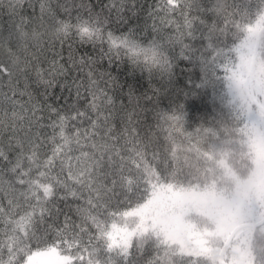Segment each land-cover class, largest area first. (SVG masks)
Returning a JSON list of instances; mask_svg holds the SVG:
<instances>
[{
  "label": "snow or ice",
  "instance_id": "6c2138e0",
  "mask_svg": "<svg viewBox=\"0 0 264 264\" xmlns=\"http://www.w3.org/2000/svg\"><path fill=\"white\" fill-rule=\"evenodd\" d=\"M138 9L0 0V264H198L194 238L151 233L142 205L193 161L264 140V110L256 124L244 94L264 92L246 63L264 0H159L151 30ZM209 97L211 119L195 116ZM254 186H242L241 207L264 199ZM245 257L264 264V246Z\"/></svg>",
  "mask_w": 264,
  "mask_h": 264
},
{
  "label": "trees",
  "instance_id": "16d2710c",
  "mask_svg": "<svg viewBox=\"0 0 264 264\" xmlns=\"http://www.w3.org/2000/svg\"><path fill=\"white\" fill-rule=\"evenodd\" d=\"M104 3H111V0H104ZM138 3L143 5L142 10L138 9L141 18L140 22L147 21L148 29L151 30L154 18L149 17V11L155 9L159 0H138ZM172 20L176 23H182L178 16L172 17ZM156 24L161 27L158 19ZM165 27L170 30L169 34L175 31L172 25ZM177 52H179V48H177ZM251 59L246 61L249 66L250 78L253 80L256 78L264 80V37H260L253 76L250 72ZM180 69L185 72L189 71L186 62L180 65ZM121 71H124V69L121 68ZM136 75L139 76L140 73L137 72ZM181 78L184 79L185 77ZM142 83H145V87H147L146 77ZM250 91L254 90L245 89L246 106L254 114V122L259 124L258 115L264 110V92L256 94V99L253 100L251 95L248 94ZM209 92H211V89H209ZM191 111L197 117L207 115L211 119V98L194 101ZM246 123L247 131L251 136L253 135L252 131H255L253 122ZM161 139H163V134ZM262 142L264 144V140ZM249 151H251V155H249ZM193 164L194 167L192 169L185 168L184 174L180 179L170 181V183L175 185L174 188L162 183L160 187L150 191L145 198V203L142 205V210H145L155 203L159 197H164L165 194L170 196L185 195L182 196L185 205L182 204L178 207H187L184 208V213L182 212L181 215L182 219L189 224L188 229L181 233L182 235L175 234L170 232L169 226L165 228L162 224L149 221L147 225L150 232L161 236L168 235L174 241L178 240L185 243L194 238L196 246L194 248H192L191 244L188 246L199 257L198 264H249L248 259L245 257V250L249 247L259 249L264 246V199H257L255 195L242 198V207L238 200V193L242 186L249 184L250 181H255V174L260 169L254 146L252 145L250 150L247 144L240 145L238 143L233 146V154L229 158L217 155L202 165H195V161H193ZM262 188L263 185H257L255 181L252 191L253 193L257 189L262 191ZM191 192L201 194V197L206 198L207 201L202 205L200 201H196L194 196L187 197L186 195ZM159 208H161L160 213L167 214L169 217L179 211L175 210L177 208L176 203L171 204L170 201H166ZM217 208L220 209L218 210ZM215 209L218 212H214L213 210ZM231 211H236L235 214L232 213L231 215L235 218L233 228L239 224L244 225L235 232L225 246L229 234L233 230L230 226H226L229 223V213ZM143 216L145 217V214ZM188 217L190 220L191 217H194L197 224L195 225L187 220ZM252 224H255L254 230L250 226ZM188 232L191 233L189 234ZM223 248L224 251L221 256ZM38 264H46V259L38 258Z\"/></svg>",
  "mask_w": 264,
  "mask_h": 264
},
{
  "label": "rangeland",
  "instance_id": "374dc122",
  "mask_svg": "<svg viewBox=\"0 0 264 264\" xmlns=\"http://www.w3.org/2000/svg\"><path fill=\"white\" fill-rule=\"evenodd\" d=\"M253 133L254 131H252V134ZM253 146H254L256 156L258 159V163L260 166V169L255 174L254 179L257 185H263L262 191H264V144L262 140H259L256 143H254ZM191 195L195 197L196 201H200L202 205L207 201L206 198L201 197L202 195L196 192H191L186 196L190 197ZM182 196H185V195H182ZM182 196L179 194L175 196H170L169 194H165L164 197H159V199L155 203L147 207L145 210L144 209L142 210L143 214H145V217L143 216L144 222L148 224L149 221H152L153 223L162 224L165 228L169 226L170 232L175 233V234H181L185 232L188 229L189 224L185 220L182 219L181 214L182 212L184 213V208H187V207H182V208L178 207L179 205L181 206L182 204L185 205V202ZM166 201H170L171 204L176 203L177 205V208L175 210H179V211L175 212L173 216L169 217L167 214L160 213L161 208L159 207L163 205ZM217 209L219 210L220 208H217ZM217 209L213 211L218 212ZM232 213L235 214L236 211H231L229 213L230 220H229V223L226 225V226H230L231 228H233L235 224V218L231 216ZM187 220H189L195 225L197 224L196 219L194 217H191V220L188 217ZM188 233L190 234L191 232H188Z\"/></svg>",
  "mask_w": 264,
  "mask_h": 264
},
{
  "label": "water",
  "instance_id": "95a60500",
  "mask_svg": "<svg viewBox=\"0 0 264 264\" xmlns=\"http://www.w3.org/2000/svg\"><path fill=\"white\" fill-rule=\"evenodd\" d=\"M259 42H260V38H259ZM259 42H258V46H259ZM257 50H258V47H257V49H256V52H255L254 56H253L252 59H251L250 72H251V75H252V76H253L254 63H255V58H256ZM243 225H244V224H243ZM240 227H242V225L236 226V227L232 230V232L230 233V235H229V237H228V239H227V241H226V243H225V246L227 245V243L230 241V239L232 238V236L235 234V232H236ZM252 228L254 229V226H252ZM225 246H224V248H225ZM224 248L222 249L221 256H222V254H223V250H224Z\"/></svg>",
  "mask_w": 264,
  "mask_h": 264
}]
</instances>
